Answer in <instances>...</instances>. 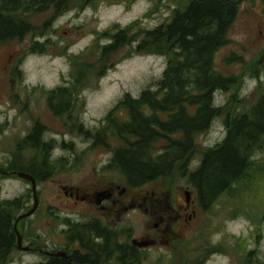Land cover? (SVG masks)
<instances>
[{"label": "rangeland", "instance_id": "rangeland-1", "mask_svg": "<svg viewBox=\"0 0 264 264\" xmlns=\"http://www.w3.org/2000/svg\"><path fill=\"white\" fill-rule=\"evenodd\" d=\"M127 5L126 0H91L82 8L77 5L63 13L40 37L47 43L49 53L28 52L36 38L32 34L0 45V167H9L19 141L32 131L37 121L44 126V140L52 142L50 159L54 168L47 179L37 182L39 206L24 223V243L28 237H39L41 246L51 250L61 245L62 236L58 232L63 228L64 217L81 219L88 215H106L113 216L122 225L132 226L136 236L149 234L153 227L156 243L142 251L145 253L142 264H264L262 172L256 171L254 177L238 183L233 195H222L207 211L197 207L194 190L184 179L171 186L174 190L170 195L167 192L169 184L163 179L138 190L129 188L121 196L116 193V198L127 207L118 216L109 211L101 212L96 205L81 201L76 204L67 193L72 186L81 190L109 183L120 186V189L127 186L126 178L120 172L105 168L111 150L104 146L94 147L92 139L80 132L73 121H81L84 128L96 130L124 93L139 96L145 88L155 89L166 67L164 56L134 55L93 81V85L82 93L74 120L57 116L50 110L48 91L69 77L72 55L83 52L99 33L115 23L125 26L140 20L143 26L152 28L169 19L173 8L179 4L171 0H134ZM48 15H42L40 21ZM228 37L229 42L216 54L215 66L224 75L239 76V97H246L247 101L238 103L236 109L243 111L255 100L254 93L259 85L264 91V59L259 64V78L247 70L257 58H264L262 0L241 3ZM232 53L241 59L227 61ZM16 65L21 72L13 85L12 72ZM233 91H217L216 104L226 103ZM224 133L223 117H217L207 131L196 136L198 148L203 150L214 146L222 140ZM111 143L116 146L120 142L113 139ZM35 154V150L27 148L22 152L21 161L27 162ZM200 157L201 151L191 163V169L195 168ZM255 158L256 163L264 167V148L256 153ZM187 191L191 193L190 201H195L191 208H196L190 219L177 217V211L170 204L174 203L179 209L178 206L186 201ZM19 195H25L29 209L32 208L31 182L16 173L0 175V200ZM130 198H134V203L128 201ZM152 207L153 217L145 213L146 208ZM160 215L165 219L157 228L155 223L161 221ZM25 233L29 235L25 236ZM44 258L37 250L19 249L12 252L4 264H29Z\"/></svg>", "mask_w": 264, "mask_h": 264}, {"label": "trees", "instance_id": "trees-1", "mask_svg": "<svg viewBox=\"0 0 264 264\" xmlns=\"http://www.w3.org/2000/svg\"><path fill=\"white\" fill-rule=\"evenodd\" d=\"M89 1L0 0V45L32 34L36 38L28 52L49 53L47 43L40 39L44 31L63 13L77 5L82 8ZM133 1L126 0L127 6ZM171 1L179 5L166 21L152 28L143 26L140 20L125 26L115 23L99 33L83 52L72 55L69 77L48 91V105L55 115L74 120L82 93L122 60L134 55L166 57V67L155 89L145 88L139 96L124 93L94 131L84 128L81 121L73 122L92 139L94 147L111 150L105 168L119 171L129 186H144L163 179L169 184L170 195L174 190L171 186L184 179L193 188L198 205L207 211L222 195H233L238 183L251 179L256 171L264 173V167L255 158L264 148V91L259 85L248 109L238 111L236 105L247 101L246 97H239V76L224 75L215 66L216 54L229 42V31L244 0ZM45 13L49 15L40 21ZM235 59L241 57L232 53L226 60ZM263 59L260 56L254 65H249L250 75L259 78ZM20 72L16 65L12 72L13 85ZM233 89L226 103L216 104L217 91ZM217 117H223L224 137L214 146L200 150L196 136L207 131ZM43 130V124L37 121L32 131L19 141L8 169L28 172L37 182L50 176L54 168L50 159L52 142L44 140ZM113 139L119 145L113 146ZM27 148L36 154L22 162V152ZM200 151L201 157L191 169ZM28 210L25 195L0 200V264L19 250L17 229L24 235V223L29 217L21 219L17 228L15 222ZM92 226L74 223L67 230L69 243L79 239L85 253L71 250L65 257L56 255L54 249L55 253L29 264H99L90 255ZM108 233L111 240L114 235ZM106 253L108 258L117 253L116 259L124 264L135 258L133 250H121L114 243L109 244ZM144 254L141 252V259Z\"/></svg>", "mask_w": 264, "mask_h": 264}, {"label": "flooded vegetation", "instance_id": "flooded-vegetation-1", "mask_svg": "<svg viewBox=\"0 0 264 264\" xmlns=\"http://www.w3.org/2000/svg\"><path fill=\"white\" fill-rule=\"evenodd\" d=\"M106 170L117 171L115 169H106ZM14 173L15 171L13 169H8V166L2 168L0 167V175L8 176V175H13ZM141 187L142 186L131 187L127 184V186L120 189V186H113L109 183V184H103L101 187H97L95 189H83V190H81L80 187L72 186V188L69 189L70 192L67 193L70 195V197L73 198V202L76 204H78L79 201H81L83 203H88L89 205H94V206L96 205L99 211L104 213L109 211L112 215L118 216L121 213V211H123L127 207L124 205L123 202L120 201V199L116 198V193H118V196H121L127 191H129L130 190L129 188H131L132 190H138V188ZM152 195H153V191H152ZM128 201L130 203L131 202L134 203V198H130L128 199ZM192 203H195V201L188 202L186 200L178 206L179 209L175 207L176 205L174 203H170V204H171V208L177 211L178 214L177 217L184 216L186 219H190L191 216L196 213L195 206L191 208ZM197 207H200L198 203H197ZM190 208H191V212H189ZM145 213L147 215L151 214L153 217V207L146 208ZM158 218L161 221L155 223V227L157 228L160 225H162L165 216L160 215ZM74 223L93 224L90 232V248H91L90 255L99 264H124V261L120 263L116 259L118 255L117 253L116 255L108 258V254L106 252L109 248V244L112 243L117 244L121 250H124L125 248L129 250H133L132 255H134L135 258L133 259V261H130V264H142L143 259H141L140 256L141 252L147 250L150 247H153L154 244L156 243V238L155 239L153 238V227H152V232H150L149 234L136 236L135 233L133 232L134 229L132 226L122 225L123 223L118 222L116 219L113 218V216L109 217L106 215H98V216L88 215L81 219L64 217L63 228L61 227V230L58 232L62 236L61 245L58 247H53L51 250L45 249V247L43 246L41 248L39 237L38 238L28 237L27 239H25V243L23 238L22 244L24 246H28L29 247L28 250L30 251L37 250L43 252L44 256L55 253L54 251L55 248L57 250L56 252L66 253L65 257L69 256L67 252L68 251L71 252V250H77L81 253H85L86 251L83 248L82 243L79 239H74L72 243H69L67 239V230ZM106 230L111 231L113 233L114 236L111 240H110V234ZM59 256H63V255H59Z\"/></svg>", "mask_w": 264, "mask_h": 264}, {"label": "water", "instance_id": "water-1", "mask_svg": "<svg viewBox=\"0 0 264 264\" xmlns=\"http://www.w3.org/2000/svg\"><path fill=\"white\" fill-rule=\"evenodd\" d=\"M15 173L18 176H20L21 178L28 179L31 182L32 191H33V194H34V205L32 206V208H30L28 211L22 213L18 217V219L15 222V225H16V228H17V224H18V222L21 219L33 215L34 212L37 210V208L39 206V197L37 195V182H36L35 177L32 174H30L28 172H25V171H15ZM186 193H187L186 194V197H187L186 200L189 202L190 201V198H191V193L189 191H187ZM17 235H18V247H19V249L28 250L29 247L28 246H24L22 244L23 243V236H22L21 232L18 229H17ZM56 255H63V256H65L66 253L57 252Z\"/></svg>", "mask_w": 264, "mask_h": 264}, {"label": "bare ground", "instance_id": "bare-ground-1", "mask_svg": "<svg viewBox=\"0 0 264 264\" xmlns=\"http://www.w3.org/2000/svg\"><path fill=\"white\" fill-rule=\"evenodd\" d=\"M135 238V237H134ZM140 238V237H139ZM139 240V239H138ZM56 249V248H55Z\"/></svg>", "mask_w": 264, "mask_h": 264}]
</instances>
